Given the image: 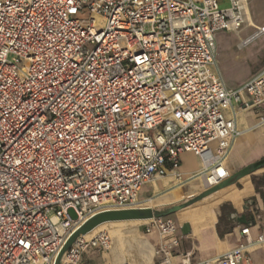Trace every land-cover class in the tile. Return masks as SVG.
<instances>
[{"label": "built area", "instance_id": "obj_1", "mask_svg": "<svg viewBox=\"0 0 264 264\" xmlns=\"http://www.w3.org/2000/svg\"><path fill=\"white\" fill-rule=\"evenodd\" d=\"M246 2L0 0V264H54L89 216L137 206L142 185L169 172L182 179L184 152L206 188L229 176L237 113L264 103V66L235 87L218 67L216 35L243 26ZM262 34L264 23L240 45ZM139 226L158 235V264H173V218ZM239 233L207 258L178 252L179 264H257L264 231ZM109 244L102 230L79 235L59 264Z\"/></svg>", "mask_w": 264, "mask_h": 264}, {"label": "crops", "instance_id": "obj_2", "mask_svg": "<svg viewBox=\"0 0 264 264\" xmlns=\"http://www.w3.org/2000/svg\"><path fill=\"white\" fill-rule=\"evenodd\" d=\"M250 1L251 0H247L246 2L248 10V12H246L247 21L243 23L242 27L264 23V15L261 16L259 9L252 6ZM250 31L251 30L248 29L244 30L242 36L250 34ZM231 33V31L218 32L216 35V42L228 48L231 47L230 53L234 55V57H232L234 58L232 60L233 62H237L238 58H242V56L247 60L252 53H259L264 57V34L255 38L246 48L243 50L241 49V52L239 51L240 53L238 52L239 55H237L236 49H232L237 36L234 32L233 34ZM217 61L219 64L218 53ZM256 62L257 64L254 65L256 66V70L253 73L244 80H238V78L237 80L228 82L229 87L240 85L264 66V64L260 62ZM234 108L236 109V105ZM227 113L230 114L229 112ZM262 116H264V103L258 106L250 105L244 107L237 113V126L243 131L234 140L226 160V167L229 174L239 170L250 162L264 157V123L256 125ZM180 160L179 170L182 172V179H177L169 172L153 181L145 182L138 194L139 201L146 200L141 206L164 208L171 204L181 203L206 188L201 177H192L201 167L199 157L192 152H184L181 154ZM254 177H264V167L243 176L235 183L225 186L187 207L177 210L174 217L170 215L183 234L181 243L171 259L173 264H179L178 252L189 251L191 253V259L196 260L207 258L236 246L243 240L239 233V229L242 225H250L253 235L264 231V201L260 192L255 188V183L253 181ZM260 188L264 190V186ZM251 198L256 200V204L250 205L248 209L243 208L246 200ZM222 203L231 205L235 209L237 215L251 213L252 216L247 222H239L237 218L228 222L224 219L219 220L215 211V206ZM256 207L257 210H255ZM257 214L259 216H257ZM146 220V218H136L104 221L100 226L96 225L85 232L84 236L90 237L104 226L111 225L113 229L109 232L111 237V246L109 250H111L114 245V238L119 239L117 246L122 250L130 249L129 255H121L112 258V264H122L125 262L131 264H158L159 257L154 256L152 253L154 246L158 242V235L155 232H144L143 235L138 237V240H136L134 236L137 234V230L140 232L139 228L141 226L139 225ZM129 223H132V226L139 225L137 228L131 229L126 226ZM184 223H187L189 226L187 233H183L181 229ZM116 226L126 227L124 229H115ZM218 228L222 231L221 235L218 233ZM122 241L126 242L125 246H121ZM91 249L94 250V248H88L85 252ZM81 264H84L82 257Z\"/></svg>", "mask_w": 264, "mask_h": 264}, {"label": "rangeland", "instance_id": "obj_3", "mask_svg": "<svg viewBox=\"0 0 264 264\" xmlns=\"http://www.w3.org/2000/svg\"><path fill=\"white\" fill-rule=\"evenodd\" d=\"M220 2V6H227L229 5V0H219ZM250 3L252 4V6L256 7V9L258 8L260 11V15H264V0H251ZM99 23H101V21H99ZM255 23V22H254ZM251 30L250 34L254 32L255 30V26L254 25H246L245 27H241L239 30L237 31H231L233 34L237 36V39L235 40V42L233 43L232 49H236L237 51V55H239V53L241 52L240 50L244 49L247 47L248 44H250V42H252L253 40H251L250 42H248L247 44L244 45H240L241 39H244L246 36H242V33L244 32V30ZM217 50H218V60H219V70L221 73V76L223 78V80L225 81V83L228 85V82L232 81V80H244L246 79L251 73H253L256 70V66H254L255 64H257L256 61H258V63L260 62L261 64H264V57H262L261 54L259 53H252L251 56L246 60L243 56L242 58H238L237 62H233L232 60L234 58V55L230 53L231 51V47L228 48L227 46H223V44L219 43L217 44ZM240 51V52H239ZM239 52V53H238ZM236 55V57H237ZM243 55V54H242ZM255 60V61H254ZM260 60V61H259ZM146 200H140L139 203L137 204V206H141L142 203H144ZM71 214H73V210L70 211ZM175 213H171L170 215L172 217H174ZM184 214V213H183ZM102 223V222H101ZM101 223H99L98 225L100 226ZM132 223L127 224L126 226L130 227L131 229L133 228H137V225L132 226ZM126 226H116L115 229H124ZM111 229H113V226H104L103 228H101L102 231H105L109 234V232L111 231ZM140 232H138L137 230V234H135V238L136 240H138V237L140 235H143V229L142 227L139 228ZM85 233L81 234L84 236ZM119 239L118 238H114L113 242L114 245L112 246V249H102V248H97V247H90V248H94V250H88L87 252L84 251V253L82 254V261L84 262V264H112V258L121 256V255H129L130 254V249H124L122 250L119 246H117V242ZM125 241H122L121 246H125ZM110 251V253H109ZM111 254V255H110ZM252 254L254 255V258L257 260L258 264H264V249L262 248H257L255 250L252 251Z\"/></svg>", "mask_w": 264, "mask_h": 264}, {"label": "water", "instance_id": "obj_4", "mask_svg": "<svg viewBox=\"0 0 264 264\" xmlns=\"http://www.w3.org/2000/svg\"><path fill=\"white\" fill-rule=\"evenodd\" d=\"M262 167H264V157L248 163L247 165L243 166L239 170L229 174V176L224 178L219 183L205 188L204 190H202L200 193L196 194L195 196L181 203L171 204L164 208L151 207V206H133V207H127V208H113V209H105V210L98 211L95 214L89 216L87 219H85L73 231V233L70 235V237L67 239V241L61 248L60 252L58 253L54 264L60 263V258L63 252L74 242V240L79 235L89 231L90 229H92L93 227H95L101 222L108 221V220H125V219H136V218H146L147 219L151 217H160V216L170 215L171 213H175L177 210L187 207L191 205L192 203L198 201L199 199L205 196H208L225 186L235 183L237 180H239L243 176L253 173L257 169L262 168ZM252 204H256V200L254 198L247 199L243 208L248 209V207ZM255 210H257V207L255 208ZM236 218L239 222H247L244 214L237 215ZM181 229L183 233H187L189 230L188 224L184 223Z\"/></svg>", "mask_w": 264, "mask_h": 264}, {"label": "trees", "instance_id": "obj_5", "mask_svg": "<svg viewBox=\"0 0 264 264\" xmlns=\"http://www.w3.org/2000/svg\"><path fill=\"white\" fill-rule=\"evenodd\" d=\"M253 181L255 183L256 190L260 192L261 197L264 201V190L262 188H260L261 186H264V177H254ZM215 211L217 213L219 220L224 219L227 222L234 220L237 216L235 209L227 203H222V204L216 205ZM244 215H245L246 221H248L252 216L251 213L250 214H244ZM217 227H218V225H217ZM218 233L220 235L222 234V231L219 228H218Z\"/></svg>", "mask_w": 264, "mask_h": 264}, {"label": "bare ground", "instance_id": "obj_6", "mask_svg": "<svg viewBox=\"0 0 264 264\" xmlns=\"http://www.w3.org/2000/svg\"><path fill=\"white\" fill-rule=\"evenodd\" d=\"M245 10H246V12H248L247 7H246V4H245ZM99 232H101V229L98 230L97 232H95V233H94L92 236H90V237H85V236H83V235H80V237L85 238V239L88 240V239H91L92 237H94L95 235L99 234ZM109 237H110V235H109ZM110 246H111V237H110L109 248H110ZM152 253H153V251H152ZM125 263H129V262H125ZM129 264H131V263H129Z\"/></svg>", "mask_w": 264, "mask_h": 264}]
</instances>
